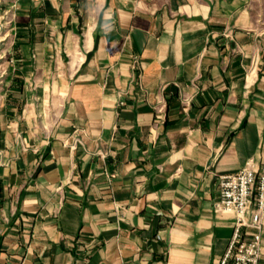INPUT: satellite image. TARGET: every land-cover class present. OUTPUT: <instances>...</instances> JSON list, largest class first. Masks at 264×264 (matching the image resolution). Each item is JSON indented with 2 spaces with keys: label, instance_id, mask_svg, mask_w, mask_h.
<instances>
[{
  "label": "crops",
  "instance_id": "crops-1",
  "mask_svg": "<svg viewBox=\"0 0 264 264\" xmlns=\"http://www.w3.org/2000/svg\"><path fill=\"white\" fill-rule=\"evenodd\" d=\"M248 160L264 0L0 3V264H218Z\"/></svg>",
  "mask_w": 264,
  "mask_h": 264
},
{
  "label": "built area",
  "instance_id": "built-area-1",
  "mask_svg": "<svg viewBox=\"0 0 264 264\" xmlns=\"http://www.w3.org/2000/svg\"><path fill=\"white\" fill-rule=\"evenodd\" d=\"M184 103L188 98L182 99ZM163 104L157 106L162 111ZM216 211L233 214V233L218 264H259L264 220V166L248 160L236 172L218 178Z\"/></svg>",
  "mask_w": 264,
  "mask_h": 264
},
{
  "label": "rangeland",
  "instance_id": "rangeland-1",
  "mask_svg": "<svg viewBox=\"0 0 264 264\" xmlns=\"http://www.w3.org/2000/svg\"><path fill=\"white\" fill-rule=\"evenodd\" d=\"M0 3H3V4H7V0H0ZM3 14L6 15V18L4 19V21L8 22L9 23V18H8V15H7V8L4 9V11L2 12Z\"/></svg>",
  "mask_w": 264,
  "mask_h": 264
}]
</instances>
